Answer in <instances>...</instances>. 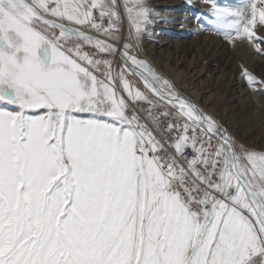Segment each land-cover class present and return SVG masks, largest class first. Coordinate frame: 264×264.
Masks as SVG:
<instances>
[{
    "label": "snow or ice",
    "instance_id": "snow-or-ice-1",
    "mask_svg": "<svg viewBox=\"0 0 264 264\" xmlns=\"http://www.w3.org/2000/svg\"><path fill=\"white\" fill-rule=\"evenodd\" d=\"M209 2L230 43L264 26V0ZM150 19L147 0H0V264H264V150L139 57Z\"/></svg>",
    "mask_w": 264,
    "mask_h": 264
},
{
    "label": "rangeland",
    "instance_id": "rangeland-1",
    "mask_svg": "<svg viewBox=\"0 0 264 264\" xmlns=\"http://www.w3.org/2000/svg\"><path fill=\"white\" fill-rule=\"evenodd\" d=\"M231 1L216 0V4L219 6L221 5L222 7L229 6V8L231 7L238 8L241 7L244 3H246V0H240V1L231 0ZM153 12L154 11H151V15L153 14ZM210 12L211 13L206 16L205 21L201 17L200 22L197 23L198 25L197 30L199 31L201 37H206V36L217 37L219 39V43L224 44V46H222L221 49L219 50L220 53L218 52V57L223 55L229 57L231 61H233L236 64V68L233 69L232 71L230 70V68L228 69V67L226 71H224L222 66L212 65V69L210 70V72H208V67L204 65V63L195 65L191 57L182 61L179 57L171 53H167L165 51L158 53V51L154 50L156 53L153 54L152 57H148V55L145 53H139V57L149 62L150 65L154 67L163 77L170 80L174 84L175 89L180 93L182 97L193 102L197 99L198 102L197 106L201 108L204 112H206L208 115L214 117L224 128L228 130L230 135L239 144L255 150H264L263 148L255 147L251 141H248L246 138H243L240 135V133L237 131L236 126L233 123L226 121V119L224 118V116L221 114L220 111V107L223 105H225L227 111L229 112L231 111L230 108L232 106H235L231 96V84L234 83L237 78H243L242 68H245L249 72H251L257 78L258 81H264V72L262 71V67H264V63L259 61V60H264V55L261 54V52H264V43L260 44L261 52H257L255 50V44L257 41L264 42V26L257 24L254 30L255 37L253 38L252 41H249L248 39H244L243 41H235L230 43L227 40H225L222 35H219L213 31L212 29L213 20L211 19L212 10H210ZM208 24L209 26H207ZM203 26H204V30L202 29ZM127 28L128 25L127 22L125 21L122 27V31L125 37L127 36ZM151 29L153 31H160L156 27H153ZM145 30H146V26L144 27V30L140 36L139 46H142L143 50L148 51L150 47L153 48L155 47V45L152 43L153 41H151L148 37H146V35L143 34ZM191 32L193 33L195 31H190L188 36L186 38L182 37L181 40H187V41L193 40L195 34L194 33L192 34ZM210 32L213 34H210ZM151 44L154 46H152ZM166 66L169 67L171 70L169 75L164 72ZM214 70L221 71L222 82H221V86H219V88L216 89L215 92H213L214 98L209 99L208 90L209 88L212 87L211 86L212 83L211 81L209 82L208 80L210 77L213 78L215 73ZM175 73H180L181 78L185 77L184 79L188 81L187 83L190 82V87L194 89L192 91H196L198 94H200V96H196L194 93L189 92L186 88L180 86L172 77ZM190 75H192V77H190V79H187ZM198 76L200 77L196 79ZM192 80L194 81L192 82ZM261 86L263 89H261ZM258 87H260V89ZM251 89L252 92L258 97L246 102L244 105L243 110L245 111V114L249 116L242 117V110L240 107H235V111L233 115L235 117V121L238 124H242L245 126V130L247 131V134H254L259 139L262 138V140H264V95L261 94V92L264 91V85H257V89L259 90L253 91V88H250V91ZM211 102H214L216 105H220V106L217 107L213 105ZM250 108L252 109L251 113L249 112Z\"/></svg>",
    "mask_w": 264,
    "mask_h": 264
},
{
    "label": "bare ground",
    "instance_id": "bare-ground-1",
    "mask_svg": "<svg viewBox=\"0 0 264 264\" xmlns=\"http://www.w3.org/2000/svg\"><path fill=\"white\" fill-rule=\"evenodd\" d=\"M147 5L149 6L150 11L154 12L151 15L149 23L146 25V30L143 34L146 35V37H148L151 41H153L152 43L155 45V47L151 48V44L149 46V50L145 51L143 50L142 46H139V53H145L148 55V57H152L153 54L156 53L155 51H158V53L165 51L179 57L182 61L191 57L195 65L204 63V65L208 67V72H210V70L212 69V65L222 66L224 71H226L227 67L228 69L230 68L231 71L236 68V64L231 61L229 57L224 55L218 57V52L221 47L224 46V44L219 43V39L217 37H201L199 31L197 30V23L200 22L201 17L205 21L206 16L211 13L210 10H213L212 4L209 2V0H147ZM211 19L213 20V18ZM207 26H209V24ZM153 27L158 28L160 31H153L151 29ZM202 29L204 30V26ZM190 31H195L193 32L195 34L193 40H181L182 37L186 38ZM210 34L213 33L210 32ZM259 61L264 63V60ZM170 71V68L166 66L164 72L169 75ZM214 71L215 73L213 78L210 77L208 80L212 83V87L208 90L209 99L214 98L213 92H215L216 89L221 86L222 82L221 71ZM262 71L264 72V67H262ZM172 77L180 86L186 88L189 92L194 93L196 96H200V94H198L196 91H192L194 89L190 87V82L187 83L188 81L184 79L185 77L181 78L180 73H175ZM190 77H192V75H190L187 79H190ZM199 77L200 76H198L196 79H198ZM193 81L194 80H192V82ZM249 87L253 88L252 86H248V82L245 79L237 78L235 82L231 84V96L235 106H232L230 108L231 111L229 112L227 111L225 105H223L220 107V111L226 121L231 122L236 126L237 131L243 138L251 141L255 147L264 149V140H262V138L259 139L254 134H247L245 126L242 124H238L235 121V117L233 115L235 107H240L242 110V117L249 116L246 115L245 111L243 110L244 105L246 102L258 97L252 92V89L250 91ZM258 88L260 89V87ZM259 89H257L256 86V90ZM261 89H263L262 86ZM193 103L198 105L197 99ZM211 103L217 107L220 106L216 105L214 102ZM249 112H252L251 108L249 109Z\"/></svg>",
    "mask_w": 264,
    "mask_h": 264
}]
</instances>
